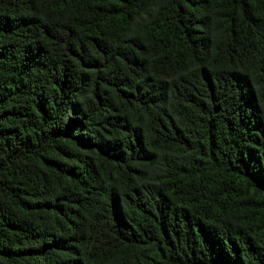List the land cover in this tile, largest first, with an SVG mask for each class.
I'll return each mask as SVG.
<instances>
[{"label":"trees","instance_id":"16d2710c","mask_svg":"<svg viewBox=\"0 0 264 264\" xmlns=\"http://www.w3.org/2000/svg\"><path fill=\"white\" fill-rule=\"evenodd\" d=\"M0 264H264V0H0Z\"/></svg>","mask_w":264,"mask_h":264}]
</instances>
